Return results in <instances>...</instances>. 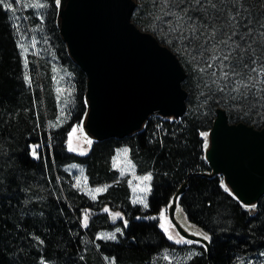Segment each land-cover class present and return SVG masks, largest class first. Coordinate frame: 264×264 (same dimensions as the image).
<instances>
[{
	"label": "trees",
	"instance_id": "trees-1",
	"mask_svg": "<svg viewBox=\"0 0 264 264\" xmlns=\"http://www.w3.org/2000/svg\"><path fill=\"white\" fill-rule=\"evenodd\" d=\"M50 3L46 25L57 54L73 68L76 84L70 118L54 129L47 127L58 110L49 67L37 62L35 87L27 83L15 29L8 10L0 6V264H41L42 259L54 264H85L86 256L92 264H99L101 255L111 256L119 264H151L155 254L177 245L161 227L162 214L168 213L184 183L177 205L210 237L209 250L201 244L188 264H234L239 256L264 250V194L250 205L240 201L224 184L223 175L212 172L201 135L208 133V147L219 106L227 110L232 122L263 127L264 90L253 88L246 97L233 99L236 93L231 85L218 90L212 83V69L199 71L206 67L204 59L192 58L199 57L196 49L202 45L216 47L217 55L229 52L222 41L235 30L229 25L230 15L240 27L228 43L246 47L240 40L241 35L248 39L243 25L255 30L253 37L264 31V0H213L221 13L214 21L215 12L210 6L207 11L203 7L207 0L201 4L196 0H136L133 20L173 49L187 70L183 82L188 90L187 111L180 118L156 113L140 130L124 137L91 138L86 153L70 150L68 142L74 125L82 123L87 112V76L71 58L60 34L59 5L56 0ZM177 15L183 18V28L172 31ZM192 25L197 27L195 37ZM213 27L217 30L215 44L211 42ZM182 35L192 38L182 39ZM253 47L264 59V47ZM211 54L205 51L204 57ZM239 55L234 54L233 63ZM242 76L246 78L245 73ZM122 145L129 146L138 173L152 172L146 209L131 201L128 176L113 165V155ZM34 146L36 157L31 155ZM69 162L85 165L91 185H107L96 200L72 186L62 167ZM115 213L120 215L113 219ZM116 226L125 232L119 240L96 237L99 228Z\"/></svg>",
	"mask_w": 264,
	"mask_h": 264
},
{
	"label": "water",
	"instance_id": "water-1",
	"mask_svg": "<svg viewBox=\"0 0 264 264\" xmlns=\"http://www.w3.org/2000/svg\"><path fill=\"white\" fill-rule=\"evenodd\" d=\"M136 0H60L58 25L71 58L87 76L83 127L94 139L124 137L140 130L152 114L182 117L187 111V70L178 54L133 20ZM207 161L235 196L253 204L264 194V126L232 122L217 107L209 131ZM187 238L206 244L175 216Z\"/></svg>",
	"mask_w": 264,
	"mask_h": 264
},
{
	"label": "rangeland",
	"instance_id": "rangeland-1",
	"mask_svg": "<svg viewBox=\"0 0 264 264\" xmlns=\"http://www.w3.org/2000/svg\"><path fill=\"white\" fill-rule=\"evenodd\" d=\"M6 2L11 3L14 9L13 11L12 9L6 8L15 29L17 43L23 59L24 75L27 74L29 78L27 83L35 87V79L38 73L37 65H35L37 62L49 67L48 75L50 77V85L56 99L58 110L56 117L51 118L47 122V127L48 129L57 128L70 118L72 109L75 105L76 84L73 68L69 64L63 63L62 58L57 54L49 29L46 25L45 16L51 7L50 0H6ZM40 5H42V7ZM21 45H23V47H21ZM25 49H27V51H25ZM25 61H27V63H25ZM58 89L62 91H58ZM155 114L151 116H155ZM89 140L92 143L91 137L87 135L83 127V122L80 124L77 123L73 127L68 145L70 148L71 143V149H75L72 151L86 153L91 145L87 143ZM124 149H127V155H124ZM113 165H116L114 167H116L122 175L128 176L131 188V201L140 204L145 209L148 208V198L152 190V172L147 171L145 173H138L136 164L130 156V148L128 145H122L117 148L113 155ZM62 167L69 173L72 186L87 194L90 198H92L90 193L95 192L96 189L107 188V185H91L88 180L85 165L82 163L69 162L63 164ZM148 175L151 176L150 180L143 181L141 179ZM78 181L79 186H77ZM58 182L62 183L61 176H59ZM224 184L227 186L225 182ZM143 188H147L148 191H141ZM53 189H55L54 186ZM103 191L95 192L94 200H96L98 195ZM140 199L145 200L147 207L139 202ZM169 210L168 213L163 214V224L168 228V236L171 235L173 237L171 240L175 243H177V240H181V238L194 242L199 241L187 238L179 232L170 218ZM175 216L184 228L190 232L192 231L195 234L205 233L204 230L187 218L181 205L176 204ZM117 229L121 231L117 232ZM110 234H115L116 238H104ZM124 234L123 228L121 226H116L113 228H99L96 232V237L105 240H119ZM201 244H203L202 241L192 244L181 242L177 243V245L164 248L153 256L151 264H188L193 256L200 252ZM101 256L102 258H100L99 264H119L111 256ZM84 260L85 264H92L91 260L87 259V256ZM41 264L54 263L42 259ZM234 264H264V250L239 256Z\"/></svg>",
	"mask_w": 264,
	"mask_h": 264
},
{
	"label": "snow or ice",
	"instance_id": "snow-or-ice-1",
	"mask_svg": "<svg viewBox=\"0 0 264 264\" xmlns=\"http://www.w3.org/2000/svg\"><path fill=\"white\" fill-rule=\"evenodd\" d=\"M60 0H56V4L59 5ZM197 4H201L202 0H196ZM0 6H3L7 9H13V6L11 3H7L6 0H0ZM42 7V5H40ZM215 12V16H213V21L216 20L220 15V11L216 8V4L213 3V0H207V5H203L205 11L208 10V7ZM211 15V13H209ZM183 18L179 15H177L176 20V27L172 29V31H181L183 28V25L180 23V21ZM191 19V18H189ZM229 25L235 29L232 31L231 35L228 36L227 40L222 41L224 45L229 48V52L226 54L217 55V48L211 47L206 49L203 45L196 49L197 52H199V57L193 56V60L197 59H204V63L206 67H202L199 69L200 72H205L207 69H212L211 76L215 77V79L212 81V83L217 85L218 90L223 91L225 87H229L231 85V91L236 93V96H233V99H240L242 97H246L250 89H256L257 92H260L261 90H264V59H262L261 55H257L258 49L256 47H253L254 44H258L261 47H264V31H259L256 33V36L253 37L254 29L248 25H243V27L246 28L248 39L245 40L244 35L240 36V40L244 41L246 44V47H241L240 43H237L233 41L231 44L228 43L229 40H232L233 37L237 36V33L239 31V23L236 20L235 16H229L228 17ZM250 24V21H249ZM209 24H205L204 27H208ZM261 27H264V25H261ZM197 31V27L195 25L191 26V32L193 34V37H195V33ZM216 29L213 27L212 29V43L215 44L214 37L216 35ZM182 39H191L192 37H185L181 36ZM198 39V37H196ZM23 47V45H21ZM27 51V49H25ZM205 51H210L212 54L205 58L204 53ZM239 52V56H235V63H233V57L234 54ZM219 61L217 64L216 62ZM27 63V61H25ZM251 65V66H250ZM217 71H219V76H217ZM242 73L246 74V78L242 76ZM25 80L28 81L29 78L27 74H25ZM223 80L224 84H220L219 82ZM30 82V81H29ZM243 89V92L241 91ZM58 91H62L58 89ZM202 136L205 137L204 147L207 148V135L208 133H201ZM88 144H91V141H87ZM35 147H33V150L31 152V155L33 157L37 156V152L35 150ZM70 150L71 149V143H70ZM124 155H127V149L123 150ZM116 166V165H114ZM143 181H148L151 179V176H144L141 178ZM77 186H79V181L77 182ZM105 189H96L95 192H100ZM143 192H147V188L141 189ZM95 192L90 193L92 195V198L95 199ZM140 203L144 204L145 207H147V203L144 199L139 200ZM245 207H251L254 208L255 205L251 206H245ZM104 211H108L107 209H104ZM119 213H115L113 215V219H115L117 216H119ZM163 215V214H162ZM88 224V214L85 213L83 217V225L86 227ZM127 222L125 221V225ZM161 227L164 228L165 232H168V228L164 226V224H161ZM121 231L120 229H117V232ZM197 235H202L203 240L210 241V237L207 234L203 233H197ZM104 238L108 239H115V234H110ZM169 239H173L171 235L168 237ZM177 243H199V241H190V240H177Z\"/></svg>",
	"mask_w": 264,
	"mask_h": 264
},
{
	"label": "crops",
	"instance_id": "crops-1",
	"mask_svg": "<svg viewBox=\"0 0 264 264\" xmlns=\"http://www.w3.org/2000/svg\"><path fill=\"white\" fill-rule=\"evenodd\" d=\"M118 148V147H117ZM117 150V149H116Z\"/></svg>",
	"mask_w": 264,
	"mask_h": 264
},
{
	"label": "flooded vegetation",
	"instance_id": "flooded-vegetation-1",
	"mask_svg": "<svg viewBox=\"0 0 264 264\" xmlns=\"http://www.w3.org/2000/svg\"><path fill=\"white\" fill-rule=\"evenodd\" d=\"M192 232V231H191Z\"/></svg>",
	"mask_w": 264,
	"mask_h": 264
}]
</instances>
